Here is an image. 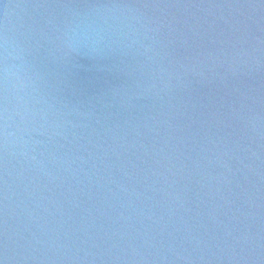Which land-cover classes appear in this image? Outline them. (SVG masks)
<instances>
[{
    "label": "water",
    "instance_id": "95a60500",
    "mask_svg": "<svg viewBox=\"0 0 264 264\" xmlns=\"http://www.w3.org/2000/svg\"><path fill=\"white\" fill-rule=\"evenodd\" d=\"M0 264H264V0H0Z\"/></svg>",
    "mask_w": 264,
    "mask_h": 264
},
{
    "label": "clouds",
    "instance_id": "9594fccd",
    "mask_svg": "<svg viewBox=\"0 0 264 264\" xmlns=\"http://www.w3.org/2000/svg\"><path fill=\"white\" fill-rule=\"evenodd\" d=\"M70 31H74V29H70ZM75 38H76V37H72V36H70V37H68V39H66V41H65L66 45H67L69 48H72L74 51H76V49L73 48V42H74V39H75ZM82 39H83V42H85V43H87V42L89 41V36H88L87 32H85V33L83 34ZM102 40H103V36L97 34V36H96L94 39H92L91 43H92L93 45H95V44L99 43V42L102 41ZM3 71H4V74H5V78H7V77H9V76H11V75H14V72H13V69H12L11 66H7V67H5V68L3 69Z\"/></svg>",
    "mask_w": 264,
    "mask_h": 264
}]
</instances>
